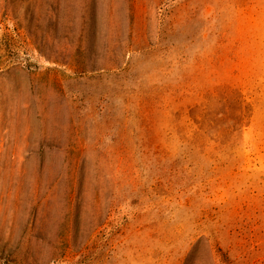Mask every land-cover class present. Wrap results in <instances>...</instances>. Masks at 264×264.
<instances>
[{"label":"rangeland","instance_id":"374dc122","mask_svg":"<svg viewBox=\"0 0 264 264\" xmlns=\"http://www.w3.org/2000/svg\"><path fill=\"white\" fill-rule=\"evenodd\" d=\"M0 264H264V0H0Z\"/></svg>","mask_w":264,"mask_h":264}]
</instances>
